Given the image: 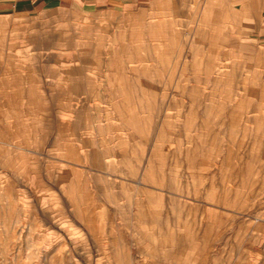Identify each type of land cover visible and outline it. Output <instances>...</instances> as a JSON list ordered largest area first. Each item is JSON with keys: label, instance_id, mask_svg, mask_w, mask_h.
<instances>
[{"label": "rangeland", "instance_id": "1", "mask_svg": "<svg viewBox=\"0 0 264 264\" xmlns=\"http://www.w3.org/2000/svg\"><path fill=\"white\" fill-rule=\"evenodd\" d=\"M202 5L0 16V264H264V44Z\"/></svg>", "mask_w": 264, "mask_h": 264}, {"label": "crops", "instance_id": "2", "mask_svg": "<svg viewBox=\"0 0 264 264\" xmlns=\"http://www.w3.org/2000/svg\"><path fill=\"white\" fill-rule=\"evenodd\" d=\"M64 0H0V16L26 13L39 6L60 5ZM93 5L102 6H125L138 0H86ZM211 2H213L211 4ZM52 3V4H51ZM215 4V5H214ZM198 7V6H197ZM202 22L206 24L210 14L217 15L214 21L220 25H234V33L239 30L242 35L239 38H257L264 44V0H203ZM161 9V8H160ZM152 22V21H150ZM239 25V27H238ZM237 26V27H236ZM222 31V26L219 28ZM217 27L203 28L206 33L216 32ZM168 31H174L170 29ZM233 31V30H232ZM159 31L153 29V37H158ZM205 38H223L220 35L205 36ZM237 38V37H236Z\"/></svg>", "mask_w": 264, "mask_h": 264}]
</instances>
